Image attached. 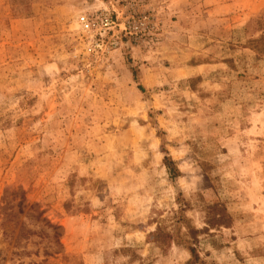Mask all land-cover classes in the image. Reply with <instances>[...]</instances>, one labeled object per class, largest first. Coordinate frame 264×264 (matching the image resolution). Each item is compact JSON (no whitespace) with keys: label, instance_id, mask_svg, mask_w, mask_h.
<instances>
[{"label":"rangeland","instance_id":"rangeland-1","mask_svg":"<svg viewBox=\"0 0 264 264\" xmlns=\"http://www.w3.org/2000/svg\"><path fill=\"white\" fill-rule=\"evenodd\" d=\"M247 24L264 0H0V264H188L176 213L202 229L214 201L206 264H264Z\"/></svg>","mask_w":264,"mask_h":264},{"label":"trees","instance_id":"trees-1","mask_svg":"<svg viewBox=\"0 0 264 264\" xmlns=\"http://www.w3.org/2000/svg\"><path fill=\"white\" fill-rule=\"evenodd\" d=\"M259 22L260 20L256 21L255 24ZM251 26L252 24H247L245 27L246 32L249 33L248 46L257 54L259 60L264 59V34L256 36V32L259 31V29L254 25V29H250ZM164 163L173 177L180 175L176 162L170 156L165 157ZM176 216H178V218L173 226V230L169 232L171 234L173 233L172 236L174 239L189 251L191 257L188 260V264H206V261L200 256L197 250L196 243L199 241V235L209 231L210 228H219L229 225L230 213L226 205L220 201H214L213 204L207 206L208 227L202 229L190 224L189 218L184 214V209L178 211Z\"/></svg>","mask_w":264,"mask_h":264},{"label":"built area","instance_id":"built-area-1","mask_svg":"<svg viewBox=\"0 0 264 264\" xmlns=\"http://www.w3.org/2000/svg\"><path fill=\"white\" fill-rule=\"evenodd\" d=\"M95 20L93 17L87 14H81L78 16V23L84 31H92L95 28Z\"/></svg>","mask_w":264,"mask_h":264}]
</instances>
